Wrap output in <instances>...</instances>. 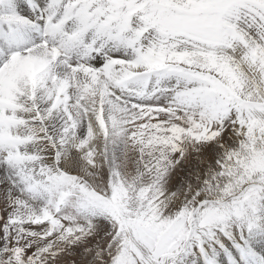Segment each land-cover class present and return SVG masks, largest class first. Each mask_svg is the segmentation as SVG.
I'll return each instance as SVG.
<instances>
[{
	"label": "snow or ice",
	"instance_id": "snow-or-ice-1",
	"mask_svg": "<svg viewBox=\"0 0 264 264\" xmlns=\"http://www.w3.org/2000/svg\"><path fill=\"white\" fill-rule=\"evenodd\" d=\"M0 264H264V0H0Z\"/></svg>",
	"mask_w": 264,
	"mask_h": 264
}]
</instances>
